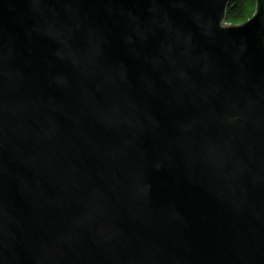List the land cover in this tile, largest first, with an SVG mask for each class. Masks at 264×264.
Returning <instances> with one entry per match:
<instances>
[{
    "label": "water",
    "instance_id": "1",
    "mask_svg": "<svg viewBox=\"0 0 264 264\" xmlns=\"http://www.w3.org/2000/svg\"><path fill=\"white\" fill-rule=\"evenodd\" d=\"M0 0V264H264V0Z\"/></svg>",
    "mask_w": 264,
    "mask_h": 264
},
{
    "label": "trees",
    "instance_id": "2",
    "mask_svg": "<svg viewBox=\"0 0 264 264\" xmlns=\"http://www.w3.org/2000/svg\"><path fill=\"white\" fill-rule=\"evenodd\" d=\"M256 4V0H232L226 9V22L230 24L245 22L255 13Z\"/></svg>",
    "mask_w": 264,
    "mask_h": 264
}]
</instances>
